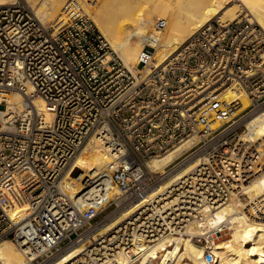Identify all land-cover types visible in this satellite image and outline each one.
Returning a JSON list of instances; mask_svg holds the SVG:
<instances>
[{
  "label": "built area",
  "instance_id": "obj_1",
  "mask_svg": "<svg viewBox=\"0 0 264 264\" xmlns=\"http://www.w3.org/2000/svg\"><path fill=\"white\" fill-rule=\"evenodd\" d=\"M96 2L68 0L53 27L23 0L0 5V111H8L6 94L25 96L24 107L0 119V241L11 240L27 264H51L83 244L69 264H112L120 256H133V264L163 237L244 199L264 166V138L241 139L264 110L258 23L215 17L151 71L133 73L90 20L85 8ZM193 136L199 141L164 173L149 168ZM92 137L111 157L110 169L75 191L74 161ZM198 157L200 165L159 193ZM194 241L215 259L207 240Z\"/></svg>",
  "mask_w": 264,
  "mask_h": 264
},
{
  "label": "bare ground",
  "instance_id": "obj_2",
  "mask_svg": "<svg viewBox=\"0 0 264 264\" xmlns=\"http://www.w3.org/2000/svg\"><path fill=\"white\" fill-rule=\"evenodd\" d=\"M14 1L0 0V5ZM98 1V10L91 14V20L125 67L133 73L138 70L144 73L151 71L173 54L195 31L215 17L233 21L244 15L246 9L249 13L246 16H252L264 29V0H126L109 9H106V0ZM27 2L35 8L42 23L51 18H55L57 23L60 19L57 15L62 16L61 12L68 0ZM231 3L234 5L227 8ZM160 22L165 23L163 28L158 27ZM29 92H32V87H29ZM5 97L7 112L25 106V96L18 91L8 93ZM242 99L246 107L247 98L243 96ZM34 104L40 113L50 117L42 100L36 99ZM5 110V107L1 108L0 119L7 116ZM220 126L217 123L212 130ZM262 138L264 110L248 121L247 130L241 135L242 141L257 142ZM198 140L197 136L190 137L165 156L153 159L149 168L154 172L164 173L171 162L191 149ZM111 161V157L99 149L96 138L92 137L74 161V171L79 174L73 179L72 188L78 191L85 185L90 186L89 178H96L103 169H110ZM200 163L199 157L187 163L160 186L159 193L171 188ZM235 197L231 202L210 211L202 220L190 224L184 232L178 234L180 237H163L143 252L133 264H264V166L257 170L255 177L243 188L241 197L244 200L240 196ZM108 202L102 207H106ZM128 215L116 216L100 228L97 235L102 236L111 231ZM222 227L229 230L230 236L217 242L218 235L222 236L224 231ZM187 236H193L192 240ZM196 238L209 242L215 259H207L204 246L196 243ZM84 247L83 244L73 248L51 264H69L80 255ZM0 259L4 264H27L26 258L11 240L0 241ZM133 260V256H120L112 264H128Z\"/></svg>",
  "mask_w": 264,
  "mask_h": 264
},
{
  "label": "rangeland",
  "instance_id": "obj_3",
  "mask_svg": "<svg viewBox=\"0 0 264 264\" xmlns=\"http://www.w3.org/2000/svg\"><path fill=\"white\" fill-rule=\"evenodd\" d=\"M23 1H25V2H27V0H23ZM126 0H106L105 1V6H106V9H109V8H112V7H114V6H117L118 4H121V3H123V2H125ZM98 0H97V2H96V4L95 5H93V7H91V8H85L86 9V12L88 13V15H89V17H90V20L92 19V16H91V14H93V13H96L97 12V10H98ZM30 6H31V8L36 12V10H35V8H33V6H32V4L31 3H29V2H27ZM232 5H234V3H231L230 5H228L227 6V8H230V7H232ZM247 10L246 9H244V15H246V14H249L248 12H246ZM61 13H63V11L61 12ZM57 17H61V15H57ZM249 19H251L252 21H254V22H256V23H258L252 16H247ZM42 21V20H41ZM92 21V20H91ZM44 23V25H46L47 27H53V26H55V18L54 19H50L48 22H43ZM152 62L154 63L155 61H153L152 60ZM154 68V67H153ZM152 70V69H151ZM199 141V140H198ZM189 150V149H188ZM187 150V151H188ZM187 151H185L182 155H184ZM182 155H180L179 157H181ZM163 156H165V155H163ZM179 157H177V158H179ZM175 160V159H174ZM173 160V161H174ZM172 163V162H171ZM190 163V162H189ZM185 167V166H184ZM183 167V168H184ZM183 168H181V169H183ZM180 169V170H181ZM177 173V172H176ZM175 174V173H174ZM173 174V175H174ZM172 175V176H173ZM171 177V176H170ZM169 177V178H170ZM168 178V179H169ZM167 179V180H168ZM166 180V181H167ZM244 200V199H243ZM223 228V230L224 231H222V236H220V235H218L219 236V238L216 240L217 242H219L220 240H225V239H227L228 238V235L230 236V234H229V230H227V228L226 227H222ZM182 235V234H181ZM173 237H176V238H178V237H180V235H174ZM191 237V240H192V238H193V236H190ZM190 237H186V238H190ZM167 238V237H166Z\"/></svg>",
  "mask_w": 264,
  "mask_h": 264
},
{
  "label": "water",
  "instance_id": "obj_4",
  "mask_svg": "<svg viewBox=\"0 0 264 264\" xmlns=\"http://www.w3.org/2000/svg\"><path fill=\"white\" fill-rule=\"evenodd\" d=\"M209 259V257H207Z\"/></svg>",
  "mask_w": 264,
  "mask_h": 264
}]
</instances>
